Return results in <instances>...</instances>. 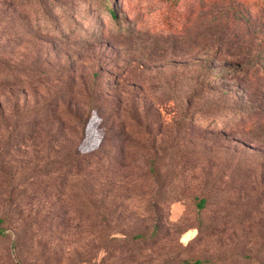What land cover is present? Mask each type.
Masks as SVG:
<instances>
[{"label":"rangeland","instance_id":"374dc122","mask_svg":"<svg viewBox=\"0 0 264 264\" xmlns=\"http://www.w3.org/2000/svg\"><path fill=\"white\" fill-rule=\"evenodd\" d=\"M0 217V264H264V0H0Z\"/></svg>","mask_w":264,"mask_h":264},{"label":"trees","instance_id":"16d2710c","mask_svg":"<svg viewBox=\"0 0 264 264\" xmlns=\"http://www.w3.org/2000/svg\"><path fill=\"white\" fill-rule=\"evenodd\" d=\"M111 11H112V15L115 16L114 11L112 9H111ZM202 205H203V201H200L199 207H201ZM2 223H3V219L0 217V233L4 232V229L1 227ZM133 239L134 240L140 239L142 241V240H147L149 238L143 234H135ZM175 260H177L176 263H179V264H207V263H209V260L202 259V258H191V259H180V260H178L177 258H174V257L163 258V263H165V264L171 263L172 264V262L174 263ZM18 264H20V263H18Z\"/></svg>","mask_w":264,"mask_h":264}]
</instances>
